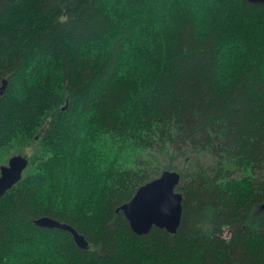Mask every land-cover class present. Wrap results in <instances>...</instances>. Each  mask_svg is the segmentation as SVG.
<instances>
[{"label": "trees", "instance_id": "trees-1", "mask_svg": "<svg viewBox=\"0 0 264 264\" xmlns=\"http://www.w3.org/2000/svg\"><path fill=\"white\" fill-rule=\"evenodd\" d=\"M3 80L0 157L28 165L0 264H264L263 6L0 0ZM165 169L180 225L137 235L119 207Z\"/></svg>", "mask_w": 264, "mask_h": 264}, {"label": "water", "instance_id": "water-1", "mask_svg": "<svg viewBox=\"0 0 264 264\" xmlns=\"http://www.w3.org/2000/svg\"><path fill=\"white\" fill-rule=\"evenodd\" d=\"M243 1L264 7V0ZM5 86L6 82L3 80L0 94ZM27 164L26 156L15 154L8 158L5 165H0V196L21 179ZM179 179L177 171L165 169L156 178L139 186L131 199L119 207L133 233L145 235L154 227L169 233L177 232L182 214V194L176 191ZM34 224L41 228L66 230L72 234L76 244L85 245L83 237L66 223L41 216L34 220Z\"/></svg>", "mask_w": 264, "mask_h": 264}, {"label": "rangeland", "instance_id": "rangeland-1", "mask_svg": "<svg viewBox=\"0 0 264 264\" xmlns=\"http://www.w3.org/2000/svg\"><path fill=\"white\" fill-rule=\"evenodd\" d=\"M26 150V153H29V151H30V149H25ZM12 152H14V151H12ZM16 153H11L10 151L9 152H7V155H6V157H0V165H5L6 163H7V160H8V158L10 157V156H12V155H15ZM112 155V153L111 154H109V156H111ZM5 158V160H2V159H4ZM176 164L178 165V167L179 168H181L182 167V160L179 158L178 160H176ZM28 165V164H27ZM27 168V167H26ZM25 168V169H26ZM24 172V171H23ZM22 175H23V173H22ZM12 188V187H11ZM8 191V190H7Z\"/></svg>", "mask_w": 264, "mask_h": 264}]
</instances>
